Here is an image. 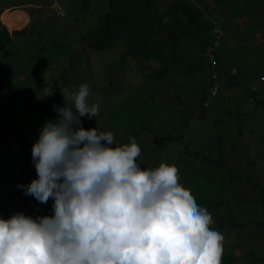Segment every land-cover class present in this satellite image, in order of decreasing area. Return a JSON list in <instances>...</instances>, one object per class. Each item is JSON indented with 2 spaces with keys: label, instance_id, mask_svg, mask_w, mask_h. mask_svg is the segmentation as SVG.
Returning <instances> with one entry per match:
<instances>
[{
  "label": "rangeland",
  "instance_id": "1",
  "mask_svg": "<svg viewBox=\"0 0 264 264\" xmlns=\"http://www.w3.org/2000/svg\"><path fill=\"white\" fill-rule=\"evenodd\" d=\"M1 1L0 26L12 40L0 54V110L12 103L18 112L13 124L0 121V132L7 131L0 144V217L53 214L51 198L41 204L17 185L37 177L32 146L45 121L56 118L54 108L66 105L61 88L75 92L87 83L88 100L100 102V114L81 118L84 128L111 131L117 145L134 137L142 167L174 166L182 189L210 212L212 227L222 233V256L235 253L238 264L264 256V16L240 26L216 0H205L209 11L236 29L218 51L223 68L214 70L220 91L213 97L201 87L214 83L211 68L204 79L179 75L177 84L158 83L148 76L160 60L139 62L120 46L89 45L84 37L108 12L110 0Z\"/></svg>",
  "mask_w": 264,
  "mask_h": 264
},
{
  "label": "clouds",
  "instance_id": "2",
  "mask_svg": "<svg viewBox=\"0 0 264 264\" xmlns=\"http://www.w3.org/2000/svg\"><path fill=\"white\" fill-rule=\"evenodd\" d=\"M61 94L32 146L37 177L17 185L53 214L0 217V264H222L224 237L176 168L142 167L134 137L84 128L100 114L87 83Z\"/></svg>",
  "mask_w": 264,
  "mask_h": 264
},
{
  "label": "trees",
  "instance_id": "3",
  "mask_svg": "<svg viewBox=\"0 0 264 264\" xmlns=\"http://www.w3.org/2000/svg\"><path fill=\"white\" fill-rule=\"evenodd\" d=\"M216 2L222 9L229 11L226 13L229 14L230 20L240 26L252 25L256 23L258 17L264 16V0H216ZM29 3L33 2L29 1ZM221 17L223 16H216L209 11L205 0H169L164 6L162 0H110L108 12L99 18L98 25L85 35L84 39L95 50L120 46L124 54L130 53L139 62L147 59L160 60L162 66L157 71L150 72L148 76L149 80L158 83L167 82L168 79L174 80V76L179 75L186 76L190 80L195 79L196 76L204 79L206 68L212 69V77L213 75L218 77L219 70L223 68L218 59V51L224 49L226 33H235L236 30L227 26ZM219 27L221 33L214 32ZM8 28L17 27L8 26ZM219 39L221 42L217 44L216 41ZM11 40L12 35L8 29L0 26V54L6 51ZM208 53H212V57ZM179 69L185 71L179 73ZM214 70L218 74H214ZM169 73L174 74L172 78L169 77ZM218 78L213 77L214 83L211 85L201 86L204 96H207V93L211 96L210 89L216 85L219 86V94ZM169 83L172 85L171 81ZM173 83H176L175 80ZM177 97L180 98L179 94ZM4 101L8 103V100ZM261 102L264 103V100ZM8 104L0 110V121L13 124L17 117L18 106ZM54 116L56 117L57 114ZM6 135L7 131L0 132V144L5 141ZM261 202L264 204V196L261 197ZM258 258V261L253 260L255 263L251 261L250 264L264 262V256ZM222 264H238L237 254L222 256Z\"/></svg>",
  "mask_w": 264,
  "mask_h": 264
},
{
  "label": "built area",
  "instance_id": "4",
  "mask_svg": "<svg viewBox=\"0 0 264 264\" xmlns=\"http://www.w3.org/2000/svg\"><path fill=\"white\" fill-rule=\"evenodd\" d=\"M60 14H61L62 17H64V16L67 15V12L65 10H61L60 11ZM219 33H221V32L219 31ZM218 90H219V86L218 85H216L213 88H211V94H212V96H216L218 94Z\"/></svg>",
  "mask_w": 264,
  "mask_h": 264
}]
</instances>
